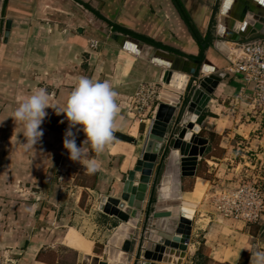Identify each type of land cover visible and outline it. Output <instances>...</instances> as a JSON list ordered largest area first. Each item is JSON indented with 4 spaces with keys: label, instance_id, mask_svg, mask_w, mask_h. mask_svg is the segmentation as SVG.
I'll use <instances>...</instances> for the list:
<instances>
[{
    "label": "crops",
    "instance_id": "0c3cea01",
    "mask_svg": "<svg viewBox=\"0 0 264 264\" xmlns=\"http://www.w3.org/2000/svg\"><path fill=\"white\" fill-rule=\"evenodd\" d=\"M82 1L123 28L197 57L207 34L217 28L214 22L211 27L217 0ZM93 16L97 17L76 0H0V263L2 252L9 257L4 264H88L91 258L102 259L107 239L121 221L101 211L100 200L121 196L154 120L142 121L130 112L128 100L143 82H157L161 91L168 88L152 114L155 118L162 102L176 106L169 134L186 97L185 74L172 71L174 83L167 84V67L121 46L112 37L115 29ZM92 38L99 41L96 49L89 47ZM251 39L264 40V36L257 33ZM234 47L237 43L211 38L203 53L222 77L197 120L207 146L198 156L195 174L176 180L177 171L168 166V157L159 172L161 197L152 206L159 214L150 215L147 232L156 236L175 232L183 208H191L190 240L181 264H251L250 252L264 249V217L247 223L224 216L213 197L215 189L226 183L237 186L243 170L252 177H264V168L253 169L264 160V122L251 101L253 85L225 71L227 55ZM82 76L112 84L120 107L113 143L99 155L90 153L100 164L93 174L70 160L63 147L68 127L63 113L46 109L48 115L40 126L43 135L27 148L22 125L10 117L18 98L38 87L45 88L51 103L62 109ZM188 104L182 121L187 120ZM84 139L81 130L77 145ZM161 159L160 155L152 179ZM21 187L25 193H35V198L19 195ZM149 198L147 192L145 207ZM145 216L143 212L137 235L143 231ZM133 259L134 255L129 264Z\"/></svg>",
    "mask_w": 264,
    "mask_h": 264
},
{
    "label": "water",
    "instance_id": "95a60500",
    "mask_svg": "<svg viewBox=\"0 0 264 264\" xmlns=\"http://www.w3.org/2000/svg\"><path fill=\"white\" fill-rule=\"evenodd\" d=\"M76 1L106 22L109 27L114 28L115 33L112 37L121 46L167 67L164 78L167 84L174 83L175 73L172 71H176L185 74L182 87L186 89L187 86L186 97L169 134L168 126L174 117L176 106L162 102L150 128L143 154L134 170L129 171L124 180L121 196L101 198L99 209L116 216L121 223L107 239L108 246L104 249L103 258H91L88 264H129L132 255H134L132 264H181L190 240L192 218L182 213L179 225L172 233L160 232L156 236L153 232H147V222L154 213L153 203L155 199L161 197V193L157 191L163 183L159 182L160 168L168 157V166L177 171L176 180H180L181 176L195 174L198 156L204 154L207 146V140L199 135L201 128L197 120L211 99L213 88L222 77L219 68L204 57L206 44L211 38L216 40L224 38L240 44L242 39H245L243 42L253 40L251 37L257 33L264 36V0H217L211 20V27L214 22L217 28L215 33L210 31L205 41L201 43L202 54L199 57L123 28L101 15L89 4L82 0ZM234 1L236 4L233 8ZM206 70L214 73L204 76L199 86L193 87L192 78L189 76L195 77ZM188 102V111L196 108L197 116L195 119L186 116L187 120L182 121L180 118ZM194 145L198 147L196 154H192ZM160 155L162 157L160 167L152 179L153 169ZM147 192L150 198L145 207ZM143 212L146 215L145 226L137 235L136 227ZM157 214L159 212L154 213Z\"/></svg>",
    "mask_w": 264,
    "mask_h": 264
},
{
    "label": "clouds",
    "instance_id": "9594fccd",
    "mask_svg": "<svg viewBox=\"0 0 264 264\" xmlns=\"http://www.w3.org/2000/svg\"><path fill=\"white\" fill-rule=\"evenodd\" d=\"M117 97L114 86L107 80L82 76L68 94L62 109L51 103L45 88L38 87L27 96L18 98L10 117L16 125H22L21 133L27 148L36 145L43 135L40 126L48 115L46 109L53 108L57 114L63 113L68 121L63 147L67 149L70 160L79 162L88 174H93L99 170L100 164L90 153H103L113 143L114 133L118 130L116 121L120 107ZM81 130L85 139L78 146L76 135ZM250 254L251 264H264V249L257 248Z\"/></svg>",
    "mask_w": 264,
    "mask_h": 264
},
{
    "label": "built area",
    "instance_id": "2783aa9c",
    "mask_svg": "<svg viewBox=\"0 0 264 264\" xmlns=\"http://www.w3.org/2000/svg\"><path fill=\"white\" fill-rule=\"evenodd\" d=\"M98 44L99 41L96 39L89 40V47L92 49H96ZM237 45L238 47L230 49L227 55L228 64L225 71L230 75L239 76L245 82L253 85L254 94L251 101L257 107H254L257 116L264 122V40L255 39ZM204 76L205 74L201 72L193 77L191 79L192 86H199V82ZM162 94L159 83L143 82L128 100L127 109L136 114L138 118L140 117L142 121L144 118L153 120V108ZM255 165L254 170L260 168L262 171L264 160H260V163ZM261 179L264 180V177L255 176L253 180L240 179L237 186L216 189L213 197L217 200L219 213L247 223L261 221L264 217V185L260 181Z\"/></svg>",
    "mask_w": 264,
    "mask_h": 264
},
{
    "label": "rangeland",
    "instance_id": "374dc122",
    "mask_svg": "<svg viewBox=\"0 0 264 264\" xmlns=\"http://www.w3.org/2000/svg\"><path fill=\"white\" fill-rule=\"evenodd\" d=\"M86 8V7H85ZM94 17V20H97L98 22H101V24H105L106 26H108L107 24H106V22H104L102 19H100L98 16V18L97 17H95V16H93ZM214 24H216V23H214ZM212 29H214V27H212ZM213 31V30H212ZM168 90V88H166V90H162L161 92L162 93H165L166 91ZM244 173H245V175H244ZM248 173H250V171L248 172ZM248 173H246V170H243L242 171V174L240 175V177H241V179H243V180H253V177H252V174H248ZM224 188H232L231 186H229L227 183L225 184V185H222V186H220V188H218V190H221V189H224ZM17 190H18V194L19 195H22V194H24L25 196L28 194V195H30L31 196V198H35L34 196H36V194L35 193H25V188H23V187H21V188H17ZM200 190H201V188L198 186V188H197V192H200ZM216 190V189H215ZM43 197L45 196V195H42ZM217 197H218V195H217ZM44 199H47V196H45L44 197ZM208 201V200H207ZM2 258H3V261L0 263V264H4L5 262H7L8 261V258L9 257H3V252H2Z\"/></svg>",
    "mask_w": 264,
    "mask_h": 264
},
{
    "label": "bare ground",
    "instance_id": "6f19581e",
    "mask_svg": "<svg viewBox=\"0 0 264 264\" xmlns=\"http://www.w3.org/2000/svg\"><path fill=\"white\" fill-rule=\"evenodd\" d=\"M196 116H197V111H196V108L193 107L190 111H188L187 117L189 119L190 118L195 119ZM197 150H198V147L196 145H194L192 147V154H196L197 153ZM192 212H193V210L191 208H187V207H184L183 208V214H185L189 218L192 217Z\"/></svg>",
    "mask_w": 264,
    "mask_h": 264
},
{
    "label": "trees",
    "instance_id": "16d2710c",
    "mask_svg": "<svg viewBox=\"0 0 264 264\" xmlns=\"http://www.w3.org/2000/svg\"><path fill=\"white\" fill-rule=\"evenodd\" d=\"M201 116V115H200ZM199 120H200V117H199Z\"/></svg>",
    "mask_w": 264,
    "mask_h": 264
}]
</instances>
